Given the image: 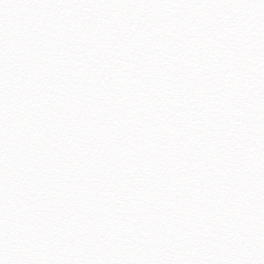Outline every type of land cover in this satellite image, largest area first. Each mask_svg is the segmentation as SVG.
Returning a JSON list of instances; mask_svg holds the SVG:
<instances>
[{
  "label": "snow or ice",
  "instance_id": "1",
  "mask_svg": "<svg viewBox=\"0 0 264 264\" xmlns=\"http://www.w3.org/2000/svg\"><path fill=\"white\" fill-rule=\"evenodd\" d=\"M0 264H264V0H0Z\"/></svg>",
  "mask_w": 264,
  "mask_h": 264
}]
</instances>
